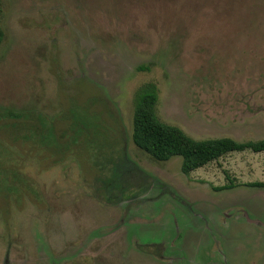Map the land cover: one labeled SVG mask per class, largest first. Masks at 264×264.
Instances as JSON below:
<instances>
[{"label": "rangeland", "instance_id": "374dc122", "mask_svg": "<svg viewBox=\"0 0 264 264\" xmlns=\"http://www.w3.org/2000/svg\"><path fill=\"white\" fill-rule=\"evenodd\" d=\"M0 10V109L55 127L44 143L0 133L10 176L26 178L0 191V264H264V151L185 174L181 156L132 141L146 82L159 119L194 139H264V0Z\"/></svg>", "mask_w": 264, "mask_h": 264}, {"label": "trees", "instance_id": "16d2710c", "mask_svg": "<svg viewBox=\"0 0 264 264\" xmlns=\"http://www.w3.org/2000/svg\"><path fill=\"white\" fill-rule=\"evenodd\" d=\"M3 38L4 32L0 25V44ZM158 92V87L153 82L143 83L137 88L133 98L132 127L133 143L156 160L166 161L173 156H181V171L187 174L230 152L264 151V139L245 142L236 141L231 137L194 139L178 126L161 121L156 113ZM26 117L29 115L24 112L0 109V133H5L16 141L31 140L36 143L37 139L44 143L47 139L52 140L55 132L53 124H46L40 117L25 122ZM2 155L0 147V184H4L0 185V191L8 195L15 190L14 183L23 186L26 178L22 180L16 173L10 176L12 169L5 166ZM253 185L262 187L264 182H256ZM229 187L222 186L220 189Z\"/></svg>", "mask_w": 264, "mask_h": 264}, {"label": "flooded vegetation", "instance_id": "af4514ba", "mask_svg": "<svg viewBox=\"0 0 264 264\" xmlns=\"http://www.w3.org/2000/svg\"><path fill=\"white\" fill-rule=\"evenodd\" d=\"M217 240V238H215ZM218 242V241H217ZM218 244H220V242H218ZM218 246V245H217Z\"/></svg>", "mask_w": 264, "mask_h": 264}]
</instances>
